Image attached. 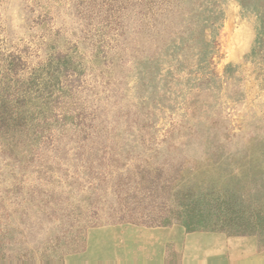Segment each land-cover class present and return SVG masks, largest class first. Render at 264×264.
Here are the masks:
<instances>
[{
  "label": "rangeland",
  "instance_id": "374dc122",
  "mask_svg": "<svg viewBox=\"0 0 264 264\" xmlns=\"http://www.w3.org/2000/svg\"><path fill=\"white\" fill-rule=\"evenodd\" d=\"M131 224L264 241V0H0V264Z\"/></svg>",
  "mask_w": 264,
  "mask_h": 264
},
{
  "label": "crops",
  "instance_id": "0c3cea01",
  "mask_svg": "<svg viewBox=\"0 0 264 264\" xmlns=\"http://www.w3.org/2000/svg\"><path fill=\"white\" fill-rule=\"evenodd\" d=\"M91 237L82 264H264V241L257 234L186 231L141 224L100 228Z\"/></svg>",
  "mask_w": 264,
  "mask_h": 264
},
{
  "label": "trees",
  "instance_id": "16d2710c",
  "mask_svg": "<svg viewBox=\"0 0 264 264\" xmlns=\"http://www.w3.org/2000/svg\"><path fill=\"white\" fill-rule=\"evenodd\" d=\"M244 217H239V219H243ZM226 219V218H225ZM227 220V219H226ZM243 222L239 223L238 225L242 224ZM229 234V233H228ZM231 234H244V232H234V233H231Z\"/></svg>",
  "mask_w": 264,
  "mask_h": 264
}]
</instances>
